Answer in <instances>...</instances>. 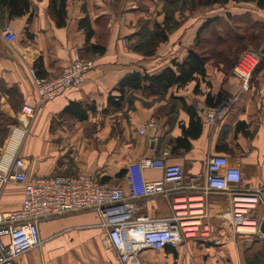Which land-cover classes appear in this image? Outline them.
I'll use <instances>...</instances> for the list:
<instances>
[{"label": "crops", "instance_id": "0c3cea01", "mask_svg": "<svg viewBox=\"0 0 264 264\" xmlns=\"http://www.w3.org/2000/svg\"><path fill=\"white\" fill-rule=\"evenodd\" d=\"M30 3L28 14L3 25L16 33L13 43L5 40V27L0 26V121L9 127L10 133L0 147L7 149L8 161L13 156L24 158L28 172L39 176L87 174L98 176L104 186H121L129 164L170 151L169 140L182 135L181 125L188 126L190 116L181 106L176 116L168 108L172 97L184 98L201 113L209 107L206 95L222 91L236 97L222 122L215 127L204 126L201 136L191 141V151L167 158L169 163L181 165L186 175L185 188L173 197L188 201L200 195L206 162L213 155H224L232 165L240 166L244 187L264 184V63L257 69V86L248 92H242L238 78L221 68L217 70L208 61L210 86L200 81L199 95L194 92L196 82H192L183 89L171 88L164 97L145 98L141 92L130 91L120 107H109V96L119 97L117 87L127 75H158L172 66L173 60L181 62L193 47L200 28L190 41L182 39L183 31L180 35L176 31L159 46L155 56L143 57L131 46L138 38L142 22L152 28L155 22L162 21L160 0H66L64 27L57 25L52 13L53 0ZM85 18L94 32L90 41L85 30L79 28ZM93 45L105 47V53L95 54ZM76 51L96 65L84 84L46 103L32 121H23L22 106L37 102L30 68L34 67L40 76L56 77ZM10 89L15 95H7ZM130 95L134 98L132 103ZM72 102L88 108L94 106L95 112L89 111L85 121L61 123L58 115ZM151 120H155V127H148L146 134L141 135L139 129ZM241 122L246 128L236 131ZM144 176L148 181H157L163 173L146 170ZM21 201V187L9 185L0 197V210H15ZM172 203L163 195L144 198L138 202L139 213L150 218L170 217ZM204 204L199 232L175 248L176 256L166 250L164 256L177 259L179 264H244V251L251 240L235 236L230 230L227 197L210 193ZM100 222L99 214L93 210L41 221L42 245L20 256L15 264H120L116 252L106 244V230ZM149 252L141 253L144 259Z\"/></svg>", "mask_w": 264, "mask_h": 264}, {"label": "built area", "instance_id": "2783aa9c", "mask_svg": "<svg viewBox=\"0 0 264 264\" xmlns=\"http://www.w3.org/2000/svg\"><path fill=\"white\" fill-rule=\"evenodd\" d=\"M3 37L8 43L17 39L10 26L4 28ZM261 62L262 56L251 50L239 58L233 74L239 79L242 92L250 91L252 78ZM95 66L94 61L84 59L76 51L71 62L56 77H41L31 67L29 72L37 102L22 106L20 115L23 121H32L46 103L83 85ZM235 101L236 97L225 96L217 106L203 108L204 126H218ZM2 102L0 94V108ZM155 125V120H151L139 129V133L144 135L148 127ZM6 153L5 146L0 147V197L7 186H19L22 201L15 210H0V264H15L20 256L42 245L41 221L90 210L99 214L100 226L106 230V244L116 252L120 264H141L139 257L142 252L177 248L199 232L205 212L204 198L210 193L227 197L228 224L235 236L264 240L260 230L264 221V184L244 187L240 166L232 165L224 155H213L207 160L200 195L186 201L173 197L185 188L186 175L181 165L167 161L171 154L169 149L161 156L142 158L129 164L124 184L116 187L104 186L98 176L87 174H31L24 158L13 156L8 161ZM146 170L160 171L163 177L148 181L144 176ZM156 195L172 200L170 217L140 215L138 202Z\"/></svg>", "mask_w": 264, "mask_h": 264}, {"label": "trees", "instance_id": "16d2710c", "mask_svg": "<svg viewBox=\"0 0 264 264\" xmlns=\"http://www.w3.org/2000/svg\"><path fill=\"white\" fill-rule=\"evenodd\" d=\"M163 2V20L161 22H155L152 28L149 27V23L142 22L140 31L138 32V38L131 46V49L135 53L143 57H153L156 55L159 46L169 40V37L176 32L180 24L174 21L173 17L170 16V9L177 3L182 1L193 10L198 7L211 8L214 6H225L230 2L237 4H254L259 10L264 12V0H160ZM52 13L57 20L59 27L66 25V0H53ZM31 10L30 0H0V26H3L5 21H9L16 17H22L28 14ZM219 18H213L206 21L199 29L193 47L189 49L187 56L181 61H172V66L164 69L158 75H149L147 73L135 72L127 75L123 78L118 87L117 91L120 93L119 97L109 96L108 103L109 107H120L121 101L124 96L130 92H141L145 98L152 96H166L171 88L176 87L183 89L192 82H196L195 94H201L200 81H203L208 86L210 82L207 81V69L206 64L209 61V52L201 47L200 37L203 31ZM5 27V26H3ZM79 28L84 29L87 36V41L93 37V30L91 28L90 21L85 18L80 21ZM93 52L98 55H103L106 48L99 45H93L91 47ZM230 50H233L231 48ZM235 50V49H234ZM260 55L262 56V63H264V42L260 44ZM217 55L221 58L220 62L224 66L231 67L238 62V57L232 60L230 57H226L224 52H219ZM39 75V74H38ZM40 76V75H39ZM41 77H43L41 75ZM10 95H13L14 90L10 89L7 91ZM13 93V94H12ZM15 95V94H14ZM221 98V93L206 95V105L209 107H215L218 105ZM129 100L132 103L134 98L130 95ZM144 104H147L143 102ZM181 106L190 116V122L188 126L181 125L182 135L176 139H170L168 145L170 146L171 154L179 155L181 151L189 152L192 149V140L198 139L203 132V121L199 110L193 106L188 105L184 98H171V111L176 116L177 109ZM132 107V106H131ZM89 111L95 112V107L90 106L84 107L78 102L70 103L59 115L58 119L61 123H70L71 121H85L89 117ZM53 123H57L53 121ZM242 128H246L244 122L238 123L236 131H240ZM6 138L1 143L5 144ZM251 245L244 251V264H264V240H257L256 238L250 239ZM169 253L172 251L175 256L177 252L175 248L167 247L165 249Z\"/></svg>", "mask_w": 264, "mask_h": 264}, {"label": "rangeland", "instance_id": "374dc122", "mask_svg": "<svg viewBox=\"0 0 264 264\" xmlns=\"http://www.w3.org/2000/svg\"><path fill=\"white\" fill-rule=\"evenodd\" d=\"M163 9L162 6L161 13H163ZM169 11L174 21L180 24L178 29L179 35L183 31L182 39L188 41L192 39L196 29L198 27L201 28L206 21L219 18V21L214 22L212 26L205 29L200 37L201 47L209 52L211 57H208V60L217 70L221 68L229 73L230 76L235 77L233 74L235 64L231 67L221 64V58L217 55L219 52H224L226 57H230L232 60L236 59V57L239 59L248 50L260 54V44L264 42V12L259 10L254 4L230 2L225 6L198 7L193 10L189 7V3L186 5L180 1ZM231 48L233 50H230ZM261 65L262 62L259 68ZM256 75L257 70L252 78L251 87L257 86L256 83L258 82L256 78H258V75ZM202 87L206 89L207 85ZM219 93H221V98L230 96L227 92L219 91ZM170 106L171 103L168 108H171ZM20 108L21 106L19 110ZM0 123L2 124V121ZM2 125L3 128L0 134L1 143L10 135L9 127L4 123ZM145 258L142 255L139 257L141 264H179L177 259L165 257L164 251H150Z\"/></svg>", "mask_w": 264, "mask_h": 264}, {"label": "water", "instance_id": "95a60500", "mask_svg": "<svg viewBox=\"0 0 264 264\" xmlns=\"http://www.w3.org/2000/svg\"><path fill=\"white\" fill-rule=\"evenodd\" d=\"M261 232L264 234V221L263 223L261 224V228H260Z\"/></svg>", "mask_w": 264, "mask_h": 264}]
</instances>
